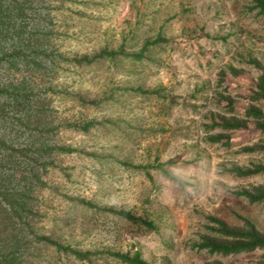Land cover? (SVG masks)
Wrapping results in <instances>:
<instances>
[{"label": "rangeland", "instance_id": "1", "mask_svg": "<svg viewBox=\"0 0 264 264\" xmlns=\"http://www.w3.org/2000/svg\"><path fill=\"white\" fill-rule=\"evenodd\" d=\"M54 4L52 44L62 61L49 98L65 126L57 142L69 151L43 178L36 229L92 256L76 260L43 243L24 264H123L107 252L138 253L147 264H264V248L226 256L199 248L237 242L221 226L264 238V200L247 196L264 193V131L247 114H264V14L256 4ZM102 52L117 55L96 59ZM86 122L94 124L87 132L75 128Z\"/></svg>", "mask_w": 264, "mask_h": 264}, {"label": "trees", "instance_id": "2", "mask_svg": "<svg viewBox=\"0 0 264 264\" xmlns=\"http://www.w3.org/2000/svg\"><path fill=\"white\" fill-rule=\"evenodd\" d=\"M251 1L264 14V0ZM54 3L55 0H0V264H24L32 247L43 243L76 260L92 256L64 248L42 237L36 229L42 218L37 193L45 187L43 178L55 166V156L69 151L57 142L58 132L65 126L56 120L49 98L51 79L62 61L52 44ZM116 55L102 52L96 59H113ZM259 93H263L262 88ZM247 112L255 126L264 131V114L258 110ZM93 125L86 122L75 128L87 132ZM240 125L221 127L240 129ZM247 196L253 202L264 200V193ZM117 215L153 229L151 223L123 212ZM219 231L237 242H206L199 248L223 256L264 248V238L257 233L229 232L222 226ZM104 255L123 264H147L138 253Z\"/></svg>", "mask_w": 264, "mask_h": 264}]
</instances>
